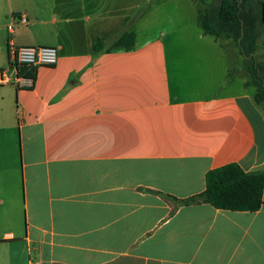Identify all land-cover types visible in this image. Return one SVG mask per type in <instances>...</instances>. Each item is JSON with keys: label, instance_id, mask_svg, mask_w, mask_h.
Segmentation results:
<instances>
[{"label": "crops", "instance_id": "obj_1", "mask_svg": "<svg viewBox=\"0 0 264 264\" xmlns=\"http://www.w3.org/2000/svg\"><path fill=\"white\" fill-rule=\"evenodd\" d=\"M146 1L0 0V69L10 42L57 50L0 88V264H264V187L255 212L178 203L211 169H264L242 57L197 23L140 38ZM123 31L130 50L94 48Z\"/></svg>", "mask_w": 264, "mask_h": 264}, {"label": "trees", "instance_id": "obj_2", "mask_svg": "<svg viewBox=\"0 0 264 264\" xmlns=\"http://www.w3.org/2000/svg\"><path fill=\"white\" fill-rule=\"evenodd\" d=\"M193 1L196 23L202 33L214 39L229 40L237 49L242 57V71L247 75L244 87L254 89L253 101L264 113V61L256 57L257 40L264 27V0ZM146 10H137L128 26H132ZM108 43L99 42L94 48L130 50L134 45V34L123 31ZM33 70L22 72L31 77ZM232 78L233 74L229 73L226 82ZM263 187L264 169L246 172L238 164L229 163L207 171L204 191L178 203L184 206L205 203L217 210L255 212L262 205Z\"/></svg>", "mask_w": 264, "mask_h": 264}, {"label": "rangeland", "instance_id": "obj_3", "mask_svg": "<svg viewBox=\"0 0 264 264\" xmlns=\"http://www.w3.org/2000/svg\"><path fill=\"white\" fill-rule=\"evenodd\" d=\"M203 1L209 2L211 0ZM148 6L149 9L146 10V7ZM144 8L146 10L144 12L145 16L142 18L144 14L143 13L140 17L142 18L141 20L142 22H144L145 26L143 30H140V38L151 37L159 31H166L167 33H169L170 31H175L182 32L181 34L188 33L193 35V33L197 32L198 30V27L196 25L195 4L193 0H147L142 6H140L139 9L142 10ZM148 11L150 12L147 13ZM211 38L212 37L207 36V40H211ZM232 46L233 45H231V47ZM262 51L264 50L261 49L257 53L259 56V60H261L262 58ZM241 76L242 82L245 83V81L247 80L246 73L242 71ZM238 80L239 79L237 78V82ZM248 89L252 93L254 92L253 88L249 87ZM229 91L233 92L235 90L229 89Z\"/></svg>", "mask_w": 264, "mask_h": 264}, {"label": "built area", "instance_id": "obj_4", "mask_svg": "<svg viewBox=\"0 0 264 264\" xmlns=\"http://www.w3.org/2000/svg\"><path fill=\"white\" fill-rule=\"evenodd\" d=\"M24 24V16L15 18ZM14 22L7 26L11 31ZM8 66L0 69V88L3 86H14L17 89L31 87L32 78L25 75L22 71H29L40 66L51 67L57 62V50L50 46H16L8 44Z\"/></svg>", "mask_w": 264, "mask_h": 264}]
</instances>
